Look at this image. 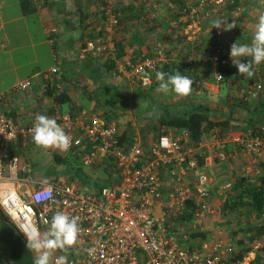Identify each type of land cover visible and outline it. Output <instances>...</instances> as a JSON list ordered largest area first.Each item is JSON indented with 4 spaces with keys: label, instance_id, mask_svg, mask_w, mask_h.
<instances>
[{
    "label": "built area",
    "instance_id": "1",
    "mask_svg": "<svg viewBox=\"0 0 264 264\" xmlns=\"http://www.w3.org/2000/svg\"><path fill=\"white\" fill-rule=\"evenodd\" d=\"M120 1L102 0L97 36L84 43L81 53L113 54L112 33L118 26ZM203 2L198 0L187 6V15L182 16L183 22L190 20L183 29L186 32L199 30V22L205 17ZM50 32L54 33L55 28ZM208 34L216 36L215 44L210 41L212 45L203 60L207 59L212 69L228 67L231 42L215 28ZM49 42L52 44L53 38ZM247 60L250 57L241 58L242 63ZM167 61L161 44L155 42L151 54L123 57L114 65L118 74L145 88L152 79L145 84L141 70L152 75ZM57 70L52 66L36 77H26L10 90H30L39 75L45 79L57 75ZM254 73L251 79L242 75L243 84L235 88L230 98L254 101L264 108V62L254 66ZM217 74L223 77L214 71L206 84L214 94L222 81ZM2 99L3 93L0 103ZM233 111L231 117H237ZM52 118L72 138L69 150L80 146L81 165L107 166L109 162L115 179L111 178L114 181L109 185L87 191L62 177L49 181L30 177L27 164L15 156H0V209L24 238V229L33 223L46 232L51 217L61 211L79 217L81 227L77 243L67 254L69 264H253L260 240L240 259L233 260L235 250L230 243L214 240L197 246L189 243L194 240L189 234L202 231L201 225L215 212L207 172L215 161L230 166L239 156L240 175L248 182L258 176L260 161L264 159V123L237 135L231 132V122L223 131L213 127L196 146L187 129L170 128L143 145L136 136L119 141L120 130L113 119L86 109L76 114L58 113ZM33 123L17 126L12 118L0 113V148L18 137L32 138ZM229 143L234 144L235 151H225ZM63 254L57 251L54 258Z\"/></svg>",
    "mask_w": 264,
    "mask_h": 264
},
{
    "label": "crops",
    "instance_id": "2",
    "mask_svg": "<svg viewBox=\"0 0 264 264\" xmlns=\"http://www.w3.org/2000/svg\"><path fill=\"white\" fill-rule=\"evenodd\" d=\"M181 1L184 4L197 0ZM245 2L256 7L262 3V0H245ZM99 3L100 0H32L35 10L23 15L18 0H0V94L3 93L0 103L1 114L12 118L17 126H25L34 121L37 115H47L52 118L53 115L61 113L59 106L51 103V100L41 93L42 82L38 80L30 90H10L27 76L54 65L63 74L64 78L58 81L57 89L68 97L71 112L79 111L81 108L96 110L97 104L92 100L95 99L94 91L96 92L99 87H116V95L121 97L127 94V97L131 98L133 89L138 86L118 74L114 68L104 71L103 58L99 52L86 53L82 58L81 45L97 36ZM178 5V0H121L118 7L119 22L112 37L116 43L117 52L125 58L138 54L149 55L152 53L154 43L159 42L169 57H167L168 62L176 64L172 73L178 70L182 75L196 81L191 95L182 102L175 103L176 106L179 104V107L171 111V114H188L197 105H207L210 114L216 94L206 87V84L212 80V75L209 76L203 64L209 31L207 27L201 25L198 31L186 32L179 29L176 26ZM51 28H55L54 33L50 32ZM50 38H53L52 44L49 42ZM54 52L57 54L56 60H53ZM188 58L191 59L189 66H183ZM228 69L231 78L235 75L239 76L238 69L233 65L232 60ZM240 76L241 81H237L235 88L243 84L242 80L245 78ZM156 84H153L154 87ZM230 96L232 95L226 93L223 98H219L218 103L225 104L226 115L229 112L228 108H231V112L236 108L237 117H233L234 114L231 117L237 122L231 130L233 134H243V131L252 127L248 123L251 118L258 120L254 125L264 123V108L260 104L249 100L244 101L246 105L237 104L238 101L231 99ZM209 97L214 98L208 101ZM81 98L89 101L87 107L81 103L84 101ZM116 108L120 112L125 111V105H120L119 102L116 103ZM217 108L219 109V105ZM115 120L127 140L128 137L136 136L138 139L141 137L144 142L146 130L150 129L147 119H144V124L133 123L127 112V115L126 113L119 115ZM129 122L133 125L132 127L129 126ZM154 125L155 122L153 127ZM229 145L234 147V144H227L228 147ZM17 151L22 152V157L17 155L20 154ZM80 152L79 146L71 153L72 156H69L78 159ZM62 154L63 152L60 151L61 157L64 156ZM9 155L27 164L30 177L43 181L60 178V176L39 175L45 174L46 169L42 166L50 161L48 149L38 148L32 138L18 137L0 148V156ZM240 161L236 158L232 165L236 163L240 167ZM86 169L83 175L87 177ZM71 174L75 173L71 172ZM89 175L96 176L97 179L102 177L101 173H98V176L95 173ZM28 186L31 185L28 184ZM26 243L25 238L14 226L0 220V264H31L30 260L33 259L34 254L26 248Z\"/></svg>",
    "mask_w": 264,
    "mask_h": 264
},
{
    "label": "rangeland",
    "instance_id": "3",
    "mask_svg": "<svg viewBox=\"0 0 264 264\" xmlns=\"http://www.w3.org/2000/svg\"><path fill=\"white\" fill-rule=\"evenodd\" d=\"M262 12H264V0H262V3H259V5L256 7L250 6V4H246L245 6L238 5L225 17H221L220 15L217 16V14H215V16L218 17L219 19L226 20V23L235 24V27H233L229 31L220 30L223 35L225 36L232 35L234 37H237L239 42L242 40L243 41L242 43H246V42L251 43V40L255 33V25L258 23V17ZM218 18H214L213 20ZM210 26L211 24L207 26V28ZM240 75L241 74H239V76L235 75L234 78H231L229 80L223 78L222 81L219 83V90L216 93V98L214 97L207 98L208 101H212L214 98L213 100L214 104L210 113L211 117L214 118L217 117L219 119L226 116L225 113L227 109L225 108V104L220 102L218 103L219 98L220 97L223 98L226 93H229L230 95L233 96V92H236L235 84H237L238 80L241 81ZM154 82H155L154 84L157 83L155 87L154 85H151V87L147 86L145 88H139V87L134 88L131 98L127 97V94L121 97L116 95L117 91L115 90L117 89L116 87L113 86H108L107 88L106 87L97 88V91L96 92L94 91L93 94V97L97 101L96 103L98 107L95 110V113L101 115L102 113L107 112L106 114L109 117L116 119V117H118L119 115H123V114L125 115V113L127 115L128 112V116L130 117L132 122L136 124L140 122L141 124H144V119H147L148 121L146 122H148L150 129L146 130L147 132L145 133L146 138L144 139V142L141 137H139V139L143 145L148 144L149 141L152 140L155 136L154 134L155 132L152 127L154 122L158 119L159 115L160 116L163 115L164 112L171 114V111L179 107V104L178 106H176L175 103H180L186 98V97L176 96L174 93H169V94L158 93L156 91V88L158 87V81L156 80V78ZM195 82L196 81L194 80V83ZM232 83L234 85L233 87H232ZM81 99L84 100L81 103L85 107H87L89 105L88 104L89 101H86L85 98H81ZM92 101L94 103V100ZM117 102H119L120 105H125L124 113L123 111L120 112L117 110L116 108ZM218 105H219V109L217 108ZM59 108L61 109V113H65L66 110L68 109V103L61 104ZM234 119L235 118H231L230 120V122L232 123V127L233 125L236 126L237 124V122H235L236 120L233 121ZM121 120L124 121V119ZM115 122L117 123L116 120ZM129 126L131 127L133 126L131 125V122H129ZM226 147L228 151L234 150V148L230 145L229 147L228 146ZM17 152L20 153L17 155L22 157V152L21 151H17ZM54 153L59 154L60 150L48 149V155L50 161L44 163L42 166V168L46 169L45 174H39L37 172L39 175L43 177L60 176L62 178H67V179L69 178L70 180L72 179L73 182L76 183L78 187H80V189L87 191L90 190V187L93 183L95 184L101 183L100 179H97L98 177L89 175L95 173L98 176V173H101V166L91 165V166H87L88 168L86 169L85 166L81 165L78 159L71 157L72 155L69 156L70 154L68 153V151L63 152L62 154L65 156L66 162L57 163L52 159V154ZM235 159L233 161H235ZM233 161H231L230 166L227 164V162L219 163L215 161L214 165L208 169L207 172L209 178L211 179L210 198L215 212L213 213L212 216L207 217L204 223L201 225V228L209 229V237L205 240H200L198 242L194 240H190L189 241L190 244L197 246L200 244L209 245L214 240L216 241L223 240L230 243L233 250H237L239 248V245L235 244L236 240H243L244 246L249 245L250 247L254 246L255 244L254 241L256 240H261L262 242L264 241V233L256 235L258 234L257 233L258 225L264 224V221L262 219L263 214L258 216L254 212L249 211L246 208H240L224 216H222V214L219 211L220 203L223 201L224 197L230 192L229 188L231 183L235 180L237 176L240 175V168L237 166L236 163L232 165ZM76 169H78L80 173L71 174V172L73 173ZM85 169L88 172L87 177L83 175V171ZM30 173L32 175L31 170ZM227 184L228 186H226ZM252 235H255L254 236L255 239L251 241L250 236Z\"/></svg>",
    "mask_w": 264,
    "mask_h": 264
},
{
    "label": "trees",
    "instance_id": "4",
    "mask_svg": "<svg viewBox=\"0 0 264 264\" xmlns=\"http://www.w3.org/2000/svg\"><path fill=\"white\" fill-rule=\"evenodd\" d=\"M179 1V5H178V13H177V18H178V22L176 24V26L179 29H184V27L186 26L187 23L190 22V20L188 18L185 19V22L182 21V16L185 14L187 15V11L189 9V5L195 4L197 1L195 2H191V3H184L181 0ZM102 0H100L99 5L101 4ZM245 0H220L218 2H216V0H204L203 5H202V13H205V17H203L200 20V24L203 27H207L211 24V22L213 21L214 18H218L215 16V14H217V16H221V17H225L228 15L229 12H231L234 8H236L238 5L240 6H245ZM18 5L20 8V11L23 15H27L32 13L35 10L34 5L32 4V0H18ZM197 15L199 16L200 14L197 13ZM119 22V20H118ZM211 27V26H210ZM210 27H208V31L210 29ZM215 35H213L212 37H210V35L208 34V38L207 42L205 44V55L207 56L208 54V46L215 44ZM113 39V38H112ZM240 39V38H239ZM226 40L230 41L231 44L236 42L241 44L243 41L241 40L239 42L237 37H234L232 35H226ZM212 43H211V42ZM242 44H250L249 42L246 43H242ZM84 45V44H83ZM80 47V49L82 48V46ZM162 47V46H161ZM114 48L115 51L113 52V54H101L100 56L101 58H103L102 60V67L105 70H110V69H115V61L116 60H121L123 57H121V54L119 52H117L116 49V43L114 42ZM163 49V48H162ZM153 51V48H152ZM164 51V49H163ZM86 53H90V52H84L82 53V58L84 57V55H86ZM165 53V51H164ZM165 55L168 57V55L165 53ZM131 57V56H128ZM169 58V57H168ZM57 59V54L56 52L53 53V60ZM191 61V59L186 60L183 63V66H189V62ZM203 64L205 65V69L208 71L209 76H211L214 71L216 72H220L223 76V78L226 79H231L230 76V70L228 69V67L226 68H211L210 63L207 59L203 60ZM55 66V65H54ZM58 70H57V75H50L47 78L43 79L41 78V76L39 75L35 81L33 82V85L31 86V88L34 87V85L38 82H42L41 85V93L44 94L45 96H47L50 100L51 103L60 106L63 103H68V97L58 91L57 86H58V81H61L62 78V72L60 71V69L55 66ZM176 67V64H172L170 62H165V63H161L160 66H158L155 71L153 72V74L151 75L152 77V82L149 85L151 87V85L154 84L153 81H155V73L157 71H165L168 73H172L173 68ZM40 73H34L32 74L33 76L36 77V75ZM31 75V76H32ZM30 76V75H29ZM27 76V77H29ZM30 88V89H31ZM94 102L96 103L97 101L95 99H93ZM236 101L237 104H245V102H243L241 99H237ZM97 104V103H96ZM244 105V107H245ZM97 107V106H96ZM98 108V107H97ZM81 109H85V108H81ZM80 109V110H81ZM229 112L225 113V117L223 118H214L211 117L209 114V107L207 105L205 106H196L194 107L193 110H191L188 114L187 113H176V114H166L164 113L163 115L159 116L158 119L155 121V125L153 127L154 130V134L155 136H157L159 133H167L168 130L170 128H174V129H180V128H185L189 131L190 134V140L193 146H196L198 144V142L201 140V137L206 134L209 129L215 127L218 130L223 131V129L227 128L228 123L230 122L231 119V108H228ZM88 111L94 112L92 109H86ZM69 114H76L79 111H74L71 112V105H69L68 103V109H67ZM107 113V112H106ZM106 113H102L100 116L105 118V119H113L115 121L114 118L109 117ZM257 118L256 119H250L248 120V123H250V126H253L254 123H256ZM253 122V123H252ZM117 124V123H116ZM154 136V137H155ZM130 138V137H128ZM125 135L124 132L122 133L120 131V135L118 137L119 141H124ZM3 148V147H2ZM226 151V148H225ZM73 152L72 149L68 150V153L71 155V153ZM76 155V154H75ZM9 156H13V155H9ZM77 156V155H76ZM52 159L54 161H56L57 163H65L66 162V158L65 156H60L59 154H52ZM198 164H200V162H197ZM98 166H102V165H98ZM259 174L258 176L255 178V180L253 182H248L247 180H245L241 175L237 176L235 178V180L231 183L230 188H229V194H227L223 201L220 203V208L219 211L222 214V216L233 212L235 210H238L240 208H246L249 211L254 212L256 215H261L262 219L264 221V159H262L260 161L259 164ZM113 166L107 162V166H102L101 167V174L102 177L100 178L101 183H91L92 187L90 189L93 188H98L101 187L103 185H109L111 184L114 180L111 181V178L115 179V176L113 174ZM74 173L78 174L80 173L78 171V169H76L74 171ZM210 193V191H209ZM212 216V215H210ZM209 217V216H208ZM0 220L2 221H6L9 222L11 225L12 223L8 220V218L4 215V213L1 211L0 209ZM13 226V225H12ZM258 234H262L264 233V224H259L258 225ZM252 234V233H250ZM255 235H252L248 238L251 239V241L253 239H255L254 237ZM190 238H193L194 241L198 242L199 239L201 240H205L209 237V229H202V231L200 232H194V233H190L189 234ZM259 237V236H258ZM257 237V238H258ZM259 241V240H256ZM254 241V242H256ZM260 242V246L255 248L254 251V258H253V264H264V241L262 242L261 240ZM236 245H239V248L237 250H235V254L233 255V260H238L240 259L245 252L250 250V246L246 245L244 246V241L243 240H236L235 241ZM30 263L33 264V259L30 260Z\"/></svg>",
    "mask_w": 264,
    "mask_h": 264
},
{
    "label": "clouds",
    "instance_id": "5",
    "mask_svg": "<svg viewBox=\"0 0 264 264\" xmlns=\"http://www.w3.org/2000/svg\"><path fill=\"white\" fill-rule=\"evenodd\" d=\"M233 27L235 24L226 23V20L218 18L211 22L209 31L213 28L229 31ZM248 57L251 59L247 60V63L241 62V58ZM230 59L238 69L239 74L249 79L254 76V66L264 62V12L260 13L258 17V23L255 25V33L250 44H239L237 41L231 44ZM141 72L143 82L149 84L152 79L151 75L143 72V70ZM219 77L223 79V77ZM155 78L158 81L156 88L158 93H174L179 97H187L193 91L194 80L189 76L182 75L178 70L174 73L157 71ZM30 131L33 143L38 148L45 150L58 149L67 152L73 142L56 119L47 115H37ZM78 221L79 217L57 211L48 222L49 227L46 232H41L34 223L27 226L23 234L27 241L26 248L34 254L33 264H69L68 251L77 243L81 232ZM57 251L64 254L54 258Z\"/></svg>",
    "mask_w": 264,
    "mask_h": 264
}]
</instances>
